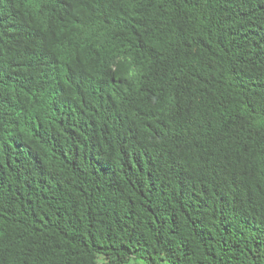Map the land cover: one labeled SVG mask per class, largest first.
<instances>
[{"label":"trees","instance_id":"16d2710c","mask_svg":"<svg viewBox=\"0 0 264 264\" xmlns=\"http://www.w3.org/2000/svg\"><path fill=\"white\" fill-rule=\"evenodd\" d=\"M2 68L0 264H264V0H0Z\"/></svg>","mask_w":264,"mask_h":264},{"label":"clouds","instance_id":"9594fccd","mask_svg":"<svg viewBox=\"0 0 264 264\" xmlns=\"http://www.w3.org/2000/svg\"><path fill=\"white\" fill-rule=\"evenodd\" d=\"M12 73L7 72L3 68L0 70V119L8 117L14 111V97L6 93L2 85L9 83H13V79L11 78Z\"/></svg>","mask_w":264,"mask_h":264}]
</instances>
